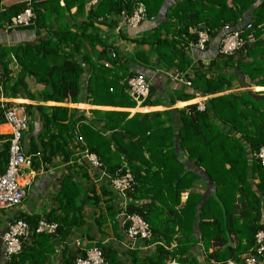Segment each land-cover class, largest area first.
Returning a JSON list of instances; mask_svg holds the SVG:
<instances>
[{
  "label": "trees",
  "instance_id": "obj_1",
  "mask_svg": "<svg viewBox=\"0 0 264 264\" xmlns=\"http://www.w3.org/2000/svg\"><path fill=\"white\" fill-rule=\"evenodd\" d=\"M64 1L65 5H61V0H31L4 8L0 0V23L11 22L14 16L30 7L36 16L33 27L52 30L47 39L38 43L0 47V65L3 66L0 84L4 95L18 97L23 92L30 98L36 97L27 81L33 78L45 86L40 96L46 102L78 103L79 96L85 92L94 105L120 108L160 105L158 100L152 99L153 85L142 103L132 98L128 80L138 72L131 70L116 51L113 57L105 48L94 60L87 47L102 44L96 20L100 23L112 14L116 18L124 12L132 15L138 2L146 6V19H153L165 0H99L87 13L88 0ZM74 6L77 10L71 13ZM248 11L252 12L249 22L252 25L250 29L245 26L242 36L246 38L254 30L255 41L248 42L234 55L216 59L212 64L220 70L207 76L203 64L195 65L187 52L190 42L198 39L193 29L206 28L212 39L217 38L226 25L239 28ZM70 17H83V21L72 23ZM119 20L114 19L109 26L117 27ZM261 25H264V0H178L171 5L166 19L144 40L156 55L155 65L181 71L193 67L195 74L188 77L193 91H175L176 96L170 99L172 104L192 100L191 104L146 114L137 112L131 118L127 111L95 110L93 112L103 120L99 127H95L97 122L90 124L92 126L84 124V117L73 121L76 109L66 106H51V113L42 115L44 131L39 141L32 140L30 152L37 153L41 146L44 162L51 161L57 154L63 155L65 161L75 160L70 148L74 139L82 143L83 149L97 154L102 169L111 177L124 173L127 168L134 174L126 211L141 215L150 224L153 237L139 239L137 243L154 245L155 249L143 254L142 247L124 249L114 243L99 242L96 245L103 251L104 264H170L173 261L228 264L231 260L246 264L247 254L254 253L255 236L264 229L261 223L264 168L254 157L264 146V100L248 92L221 93L232 84L228 73L223 71L228 67L238 68L254 80V84L264 86V30ZM12 54L21 67L16 77L11 75L9 68ZM101 60L112 66L106 67L99 62ZM140 60L147 67L153 65L148 57ZM87 69L91 73L84 88L82 80ZM210 95L214 96L204 102L205 109H199L204 96ZM173 112L179 115L178 124L174 122ZM0 116L3 117L1 109ZM9 138L0 135L4 140L0 159L6 165ZM187 161L203 167L210 181L215 183L212 193L206 197L205 193L193 189L200 175L188 168ZM34 164L37 166V162ZM73 176L66 175L62 179L59 206L44 217L58 223L56 233L36 231L43 217H18L29 223L30 235L23 242L21 252L0 261L1 264H53L52 258L58 254L57 245L66 241L73 229L86 225L84 208L89 200L98 206V196L92 191V199L83 181ZM255 179L258 182L254 183ZM104 181L103 193L117 199L110 180L104 178ZM183 191H188L185 200ZM109 198L106 211L99 208L95 221L100 227L111 223L118 235L117 205L113 197ZM4 219L1 215L0 223ZM196 225L200 237L195 234ZM197 246L203 248L202 253L195 252ZM65 247L61 255L69 256L66 262L75 264L76 252L72 255L71 249ZM260 258L256 264H264V258Z\"/></svg>",
  "mask_w": 264,
  "mask_h": 264
},
{
  "label": "crops",
  "instance_id": "obj_2",
  "mask_svg": "<svg viewBox=\"0 0 264 264\" xmlns=\"http://www.w3.org/2000/svg\"><path fill=\"white\" fill-rule=\"evenodd\" d=\"M30 1L31 0H2V6L5 8L16 3ZM98 1L99 0H88L86 4V13L91 7H94V5L98 3ZM177 1L178 0H165L162 4L161 9L155 15V18L145 19L138 26L134 27L122 22V16L125 12L116 18L112 14L109 16L108 20H103V22L100 23L98 22V20H96L94 23L99 31L102 44L94 43L92 48L87 47V49H89L90 55L94 58V60L98 57L99 53L103 51V49L108 48L107 50L109 53L111 51H116L122 57L123 61H125V63L130 66L131 70L147 75L151 80L152 85L154 86L152 99L158 100L161 103L160 105H137L134 108L94 105L89 101L88 98H86L85 92L79 96L80 102L78 103H72L71 101L61 103L52 101L46 102L42 100L40 96V93L42 92V90H44L45 86L36 83V80L33 78H28L27 81L29 83V89L31 93L36 96L34 98L28 97L23 92H21L18 97L5 96L1 87L0 103L8 102L9 104H22L23 106H25L30 116L29 130L25 132L23 140L25 151L28 154H35L34 151L30 152V145L32 143V140L35 142L39 141V137L44 131V119L42 115L46 113L50 114L51 106L60 105L69 107L70 109H76V113L72 118L73 121L77 118L84 117V124L90 125L93 122H97L95 127H99L100 125H102L103 120H100V117L93 112L95 110L127 111L129 112L128 118H131L137 112L146 114L154 111L183 108L188 104H191L190 102L192 100L178 101L175 104L170 103L171 97L176 96L175 91L185 90L192 92L193 89L190 87H186L181 83H173L167 75L168 71L170 70H165L163 67L155 65L156 55L153 53L152 46L146 43L144 40V38L152 32V29H154V27L158 26L166 19V15L169 12L171 5H173ZM60 3L61 5H65L64 0H61ZM76 10V6L72 7L71 13H75ZM114 19H120L118 26L110 27L109 25ZM250 19H252V12L248 11L242 17L239 23V27H244L247 23L250 22ZM69 21L72 23H81L83 21V17H77V19H73L70 17ZM104 21H106L107 23H104ZM119 25H121V29H118ZM51 32L52 30H48V28H40L39 30H37L33 26L8 29L6 23H0V47H10L12 45L25 43H38L39 41L47 39ZM221 35L222 34H220V36L217 38L211 39L205 50H201L196 47H192L187 50L190 58L193 60L195 65H198L200 63L203 64V70L207 76L215 75L220 70L216 66H213L214 64L212 63H214L216 59L223 58L220 53ZM141 57L150 58V61H152L151 63L153 65H149V67H147L145 63L141 62ZM104 61L105 60H101L99 62L102 63ZM9 68L12 71L11 75L13 77H16L21 70L18 61H14L13 54L11 55ZM223 71L228 73V76L232 79V84L228 90H225L221 94H240L243 92H248L254 95L256 98H261L264 100V86L254 84V80H252L247 74L243 73L236 67L223 68ZM186 72L188 77H193L195 74L193 67L187 69ZM90 73V69H87V71L85 72L84 78L82 80V85L84 88H86L87 86L86 82ZM259 87L263 89L258 90ZM213 96L214 95L204 96L202 102L204 103L208 98ZM182 102H186L187 104L180 105ZM39 107L41 110L39 109ZM143 108L147 109L142 110ZM173 117L175 124H178V113L173 112ZM68 121H66V123ZM10 131V124L5 122L4 118L0 116V135H7L8 137H10ZM3 142L4 140L0 139V152H2ZM39 144L40 143L38 142V145ZM81 144L82 143L73 139V143L70 146V148L73 150V156L75 160L70 159L69 161H65L63 155L57 154L49 162H44L45 155L43 154V149L41 146H38L37 151L41 154L39 156H34L32 165L25 168V176L27 180L31 182V184L27 187L26 196L23 202L14 208L15 212L12 216H10V218L33 216L48 217L50 211L53 209L57 210L59 206L58 191L61 185V181L66 175H74V179H76L77 181H83V184H85L88 194L92 199L94 198L93 192L98 196V206H94V204H92L93 200H89V204H86L84 208V219L86 221V225L73 229V232L68 237V239L57 245L56 248L58 254L57 256L52 258L53 264H70L66 262V259H68L69 256L63 257L61 255L62 250L66 248L65 246H68L69 249H71L70 252L72 255L74 254V252H76L75 258L83 255L90 247H92L94 244H98L99 242L114 243L116 245H119L120 247L123 246L124 249H130V247L127 246V237L123 233V229L120 225H118V227L120 226L118 230V237V235L114 233V229L111 223H109L106 227H100L96 224L95 219L99 214V208H101L103 211H106V203L110 199L109 197H113L112 199H114V203L117 205L116 209L118 213L120 208V201L118 197L117 199H115L114 196H109L106 194V192L103 193L106 186L104 176L102 174V169L95 168L90 164V162L85 158L83 154L84 149L82 147L83 145ZM177 148L179 151L181 150L179 147ZM182 159L185 160L186 157L182 156ZM34 162H37V166H35ZM186 164L188 168H191V170L196 171L200 175V178L195 182V187L193 189L197 190L198 192L205 193V197L208 194L212 193L215 187V183L212 180L210 181V178L206 175L205 169L203 167H196L192 162L187 161ZM5 167L6 162L0 159V170L5 169ZM253 182L256 183L258 182V180L255 179L253 180ZM187 194L188 191H183L184 200L186 199ZM118 213L116 215V218H118ZM3 216L5 219H7L5 213H3ZM5 219L3 221H5ZM261 223H264V200ZM195 234L200 237L197 225L195 227ZM135 247L146 248V246H142L140 242L136 243ZM149 248L153 249L155 248V246L152 245ZM195 252L202 253L203 248L197 246L195 247ZM2 253L3 242L0 239V261H4ZM173 262L178 263L177 261ZM231 262L237 264L232 260L229 261L228 264ZM72 264H74V262ZM239 264H242V262Z\"/></svg>",
  "mask_w": 264,
  "mask_h": 264
},
{
  "label": "built area",
  "instance_id": "obj_3",
  "mask_svg": "<svg viewBox=\"0 0 264 264\" xmlns=\"http://www.w3.org/2000/svg\"><path fill=\"white\" fill-rule=\"evenodd\" d=\"M36 16L30 7L24 9L20 14L14 16L11 22L7 23L8 29H16L22 27H31L34 25ZM146 17V6L142 2L136 4L132 15L123 14L122 22L129 26H138ZM251 23H247L246 28H251ZM242 28H232L226 25L222 31L220 39L221 55L231 56L247 45L248 42H254V30L247 34V37L242 36L245 30ZM264 30V25H261ZM119 25L118 29H121ZM197 33V42H190L189 48L196 47L205 50L211 41L210 31L206 28H194ZM113 57L116 56L115 51L110 52ZM14 61L16 58L13 56ZM106 67H111L112 64L108 61L103 62ZM3 74V66L0 65V79ZM169 79L173 83H181L186 87H192V81L188 78L186 71L172 69L167 73ZM152 82L147 77L138 73L133 75L128 80V92L138 103L149 96L151 92ZM1 89V84H0ZM0 109L3 112L5 122L11 126L9 138V159L4 171L0 170V222L1 215L5 211H9L21 204L26 196L27 187L31 184L25 176V168L31 166L34 156H39L37 152L33 155L28 154L24 148V134L29 130L30 116L22 104H14L1 102ZM199 109L204 110L205 105L201 101ZM83 142L82 137L79 138ZM85 158L90 164L98 169H102L103 165L96 153L90 152L87 148L83 150ZM254 157L260 162L264 168V146H262ZM104 178L110 180L112 188L119 198L120 211L118 213L119 225L122 227L125 236L127 237V246L135 247L139 239H151L153 232L150 224L139 214H130L126 211L128 205V193L134 184V174L127 168L124 173L116 177H111L107 171L102 169ZM57 222H51L46 218H42L36 231L38 233L55 234L58 229ZM31 232V227L28 222L20 218H7L0 223V239L3 242V257L4 260L10 259L13 255L21 252L23 242L28 239ZM262 256L264 258V229L258 231L255 236L254 253H249L245 257L246 264H256ZM1 264V262H0ZM75 264H104V255L102 249L94 244L84 255H80L75 259ZM180 264V263H170Z\"/></svg>",
  "mask_w": 264,
  "mask_h": 264
},
{
  "label": "rangeland",
  "instance_id": "obj_4",
  "mask_svg": "<svg viewBox=\"0 0 264 264\" xmlns=\"http://www.w3.org/2000/svg\"><path fill=\"white\" fill-rule=\"evenodd\" d=\"M14 212H15V209H14V208L11 209V210H9V211H5V216H6V218H9L10 216H12V215L14 214ZM149 247H150V246H146V248H141L143 254H148V253L154 251L155 248L152 249V248H149ZM130 248H131V247H130Z\"/></svg>",
  "mask_w": 264,
  "mask_h": 264
},
{
  "label": "water",
  "instance_id": "obj_5",
  "mask_svg": "<svg viewBox=\"0 0 264 264\" xmlns=\"http://www.w3.org/2000/svg\"><path fill=\"white\" fill-rule=\"evenodd\" d=\"M222 57H224L223 55H221ZM229 264H234L233 262L229 263Z\"/></svg>",
  "mask_w": 264,
  "mask_h": 264
}]
</instances>
